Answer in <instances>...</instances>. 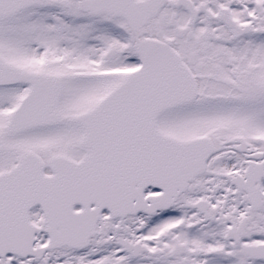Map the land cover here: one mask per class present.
Wrapping results in <instances>:
<instances>
[{
  "label": "snow or ice",
  "instance_id": "obj_1",
  "mask_svg": "<svg viewBox=\"0 0 264 264\" xmlns=\"http://www.w3.org/2000/svg\"><path fill=\"white\" fill-rule=\"evenodd\" d=\"M0 264H264V0H0Z\"/></svg>",
  "mask_w": 264,
  "mask_h": 264
}]
</instances>
